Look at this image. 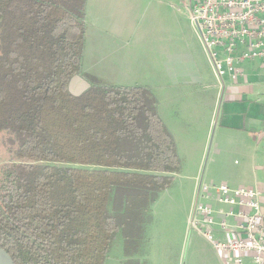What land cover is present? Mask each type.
<instances>
[{
    "label": "trees",
    "instance_id": "trees-1",
    "mask_svg": "<svg viewBox=\"0 0 264 264\" xmlns=\"http://www.w3.org/2000/svg\"><path fill=\"white\" fill-rule=\"evenodd\" d=\"M86 2L0 0V133L19 160L0 167V247L14 264H105L119 234L133 258L182 170L150 89L70 93Z\"/></svg>",
    "mask_w": 264,
    "mask_h": 264
},
{
    "label": "crops",
    "instance_id": "crops-1",
    "mask_svg": "<svg viewBox=\"0 0 264 264\" xmlns=\"http://www.w3.org/2000/svg\"><path fill=\"white\" fill-rule=\"evenodd\" d=\"M148 1L87 0L78 76L84 78L87 90L94 82L150 89L158 115L176 143L182 170L163 193L177 187L178 195L162 193L152 207L149 225L155 226L165 216L169 225L157 233L161 244L156 245L152 227L146 233L150 244L142 254L143 262L182 264L184 255L186 262L191 255L205 264H223L207 239L188 231L189 214L198 179L264 193V69L259 63L245 65V80L220 92L199 40L193 39L192 44L197 52L186 53L179 39L174 43L166 37L147 39L146 29L137 36L139 10ZM218 105L223 110L219 122Z\"/></svg>",
    "mask_w": 264,
    "mask_h": 264
},
{
    "label": "built area",
    "instance_id": "built-area-1",
    "mask_svg": "<svg viewBox=\"0 0 264 264\" xmlns=\"http://www.w3.org/2000/svg\"><path fill=\"white\" fill-rule=\"evenodd\" d=\"M184 9L220 92L245 80V65L264 69V0H188ZM263 194L198 179L188 231L207 239L223 264H264Z\"/></svg>",
    "mask_w": 264,
    "mask_h": 264
},
{
    "label": "rangeland",
    "instance_id": "rangeland-1",
    "mask_svg": "<svg viewBox=\"0 0 264 264\" xmlns=\"http://www.w3.org/2000/svg\"><path fill=\"white\" fill-rule=\"evenodd\" d=\"M162 4H159V0H149L145 4L142 5V9L139 10V17L136 22V30H137V36L141 34L142 30L146 29L148 30V38L153 37H166L170 38L173 43L178 41V39L184 43V50L190 53L192 51L197 52L192 44L193 39L198 41V37L192 27L190 17L188 13L185 11L184 7L187 5L188 0H163L161 2ZM199 42V41H198ZM194 45V44H193ZM85 79H87L85 77ZM87 90V84L83 77L76 76L74 77L70 82V93L73 95H80L83 92ZM217 112H219V117L217 115ZM222 108L220 105H218V108L216 110V121L219 122V119L222 117ZM16 150H17V142L15 135L9 133L8 131H4L0 133V167L6 165V164H13L18 163L19 160L16 156ZM204 171V169H203ZM177 187L173 190L168 191V195H174L177 196L178 193ZM165 193V194H167ZM163 193V195H165ZM171 207L165 212H170ZM161 211V209H160ZM160 213V212H159ZM158 221V220H157ZM156 221V223H157ZM174 221V220H173ZM181 227L183 223V218L181 219ZM185 222V221H184ZM169 225V218L165 216L162 217L161 221H159L155 226L152 227V225L147 226L146 233L149 232L151 227L154 231V237H155V243L161 244L163 241L159 240V233L160 230H163L166 228V226ZM145 233V237H146ZM216 239L221 240L222 235L220 233L216 234ZM166 243V241H164ZM150 244L148 241H144V244L140 246L139 252L135 258H128L126 255L125 247H124V238L119 234L116 239L114 240L112 244V248L110 251V254L108 258L105 261V264H131L130 261H137L139 264H146L145 257L142 256V254L145 252L146 246ZM154 244V243H153ZM169 244H171L169 242ZM154 246V245H151ZM201 247H206V244L204 242L200 243ZM189 249V243L186 247V253ZM189 255L188 262L185 261L184 257L183 260L186 262H182V264H205L203 261H200L196 257L192 259ZM172 263V262H171ZM208 264H213L212 262H209Z\"/></svg>",
    "mask_w": 264,
    "mask_h": 264
},
{
    "label": "water",
    "instance_id": "water-1",
    "mask_svg": "<svg viewBox=\"0 0 264 264\" xmlns=\"http://www.w3.org/2000/svg\"><path fill=\"white\" fill-rule=\"evenodd\" d=\"M0 264H14L11 257L0 247Z\"/></svg>",
    "mask_w": 264,
    "mask_h": 264
}]
</instances>
